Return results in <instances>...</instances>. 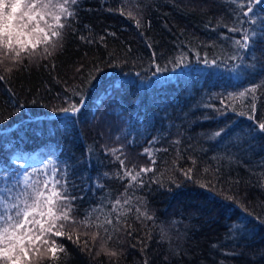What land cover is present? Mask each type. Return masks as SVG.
<instances>
[{
  "label": "trees",
  "instance_id": "16d2710c",
  "mask_svg": "<svg viewBox=\"0 0 264 264\" xmlns=\"http://www.w3.org/2000/svg\"><path fill=\"white\" fill-rule=\"evenodd\" d=\"M121 4L80 0L62 46L0 82V201L8 188H16L12 196L23 190L24 174L41 187L53 175L66 179L78 220L89 212L107 218L116 198L132 196L118 210L132 209L119 231L69 226L73 240L51 238L66 254L35 264H264V133L256 129L264 86L254 120L251 98L229 95L264 85V25L242 26L257 31L256 43L233 61L240 34L224 25L241 27L234 0H127L139 28L116 11ZM71 104L81 110L66 117L60 109ZM121 145L126 165L156 169L142 189L125 193L127 180L115 178L119 162L107 149ZM189 168L191 179L183 175ZM137 206L153 220L137 219Z\"/></svg>",
  "mask_w": 264,
  "mask_h": 264
},
{
  "label": "snow or ice",
  "instance_id": "6c2138e0",
  "mask_svg": "<svg viewBox=\"0 0 264 264\" xmlns=\"http://www.w3.org/2000/svg\"><path fill=\"white\" fill-rule=\"evenodd\" d=\"M126 2L127 0H122L121 6L116 11L122 16L126 15L133 19L137 28L141 27L140 19L132 11H125L123 4ZM234 2L239 8L236 13V23L241 27L224 26L228 32L240 34L239 38H233L234 45L240 51L229 57V59L236 61L242 59V53L249 52L256 43L254 38L257 37V31L242 26L245 24L264 25V16L258 15V11L264 12V8H260L261 5H264V0H234ZM79 3L80 0H0V69H2L0 82L5 81V74L10 79L11 74L19 70L24 61L30 57L35 60L37 57L47 59L52 56L57 47L62 46L64 30L71 27L76 21ZM80 38L81 40L87 39L84 36ZM100 40L103 41L104 37L101 36ZM87 42L92 43L93 41L87 39ZM148 46L149 48L152 47L151 45ZM152 57L155 61L156 53L154 51ZM173 62L179 66L184 62V56L181 55L179 59ZM202 62L206 65L217 63L215 59L210 62L206 57ZM156 70L161 71L159 65H156ZM262 86L264 85L251 84L239 93L229 94L233 97L251 98L249 100L251 106L249 119H255V98L258 88ZM78 104L82 105L83 101H79ZM229 107L235 110L232 105ZM80 110L77 104H71L69 107L60 109L66 117L69 113L76 114ZM240 114L243 115L244 113ZM256 129L264 133V121H257ZM224 131L225 129L215 131L213 136L219 138ZM107 152L119 162L120 167L115 173V178L121 181L127 180L125 193L130 188L142 189L145 187V177L156 171L152 166H141L137 170L134 165H126L122 145L119 148L107 149ZM117 153L119 154L117 155ZM144 153L149 157L152 155L148 149H145ZM155 163L156 161L152 160V164ZM193 163L195 162L193 161ZM55 171L56 169L53 170L54 173ZM192 171L189 168L183 172V175L191 179ZM105 175L107 176L108 173ZM25 176L26 178L20 182L23 184V190L17 191L16 196H12L11 193L16 188H8L2 201H0L3 204V210L0 212V264H35V259L46 256L55 261L59 259V253L66 254V249L62 244L58 245L55 239H51L52 237H67V239L73 240V234L67 231V228L69 226L75 228L79 225H83L84 228H103L106 233L108 227L105 225H107L119 231L120 229L116 225L121 223L120 217L126 216L132 211L131 208L118 211L123 209L125 205L131 204L132 196L123 199V202L118 197L112 202L111 212L108 213L107 218L102 219L101 216H97L92 219V213L89 212L83 220H78L72 215L75 210L72 202L77 197L68 194L66 179H58L53 175L43 181L41 187L39 181H37L36 186L29 184L30 177H27V174ZM150 183L163 187L162 181L158 178L150 180ZM172 183H176V181L172 179ZM201 186L204 187L205 185ZM228 199L234 198L228 197ZM140 203L143 201L141 200ZM135 212L138 213L137 219L153 220V216L148 213L146 208L141 210L137 206ZM112 213H116L115 223ZM248 215H252V213H248ZM130 227L128 225V228ZM109 238L111 237L109 236ZM74 242L78 244L81 242L79 234H76ZM83 244L85 248L88 247L87 240L83 241ZM106 254L111 257L118 256L116 251L111 250H106ZM145 264H148L147 260H145Z\"/></svg>",
  "mask_w": 264,
  "mask_h": 264
},
{
  "label": "rangeland",
  "instance_id": "374dc122",
  "mask_svg": "<svg viewBox=\"0 0 264 264\" xmlns=\"http://www.w3.org/2000/svg\"><path fill=\"white\" fill-rule=\"evenodd\" d=\"M27 177H28V175H27ZM26 178V176H25V174L22 176V180H24ZM29 181V180H28Z\"/></svg>",
  "mask_w": 264,
  "mask_h": 264
}]
</instances>
